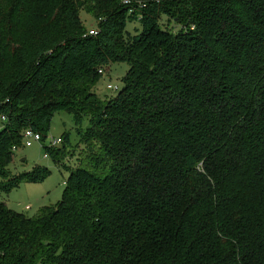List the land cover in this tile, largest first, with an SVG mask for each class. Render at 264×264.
<instances>
[{
    "label": "trees",
    "instance_id": "trees-1",
    "mask_svg": "<svg viewBox=\"0 0 264 264\" xmlns=\"http://www.w3.org/2000/svg\"><path fill=\"white\" fill-rule=\"evenodd\" d=\"M128 1L0 0V191L50 175L10 177L25 129L88 124L55 205L0 202V264H264V0Z\"/></svg>",
    "mask_w": 264,
    "mask_h": 264
},
{
    "label": "rangeland",
    "instance_id": "rangeland-1",
    "mask_svg": "<svg viewBox=\"0 0 264 264\" xmlns=\"http://www.w3.org/2000/svg\"><path fill=\"white\" fill-rule=\"evenodd\" d=\"M81 17L87 19L88 24L91 25L90 17H87L84 12H81ZM90 21V22H89ZM140 30V24L137 21L132 20L127 23L126 31L131 36L136 35ZM128 65L125 62H111L108 69H104L103 75L95 85L94 90L100 94L102 98H108L110 95L116 94L113 90L107 91V85L111 84L117 88H121L123 84V76ZM87 119H82L79 126L75 125L74 119L67 112L56 113L50 121L49 133L45 140V145H48L49 138H63L65 141L61 143L59 147L61 149L65 145L68 148V152L65 154L67 161L70 160L69 166L75 167L79 164L82 157L77 160L76 154L74 158H71L69 152H73L80 143V127L84 129L87 126ZM16 151V161L9 166L10 177H14L21 171H28L35 165L46 168L50 171V175L40 182L35 183H21L17 189L10 192L0 191V202L6 203L10 209L26 215H33L44 207H51L55 205L62 196L66 186L64 183L67 180L69 171L59 167L55 164L51 157H44L45 149L39 143H34L31 147H20ZM66 148V147H65ZM78 150V151H77ZM75 152H79V148ZM21 158H26V161L20 162ZM29 207V209H27Z\"/></svg>",
    "mask_w": 264,
    "mask_h": 264
},
{
    "label": "built area",
    "instance_id": "built-area-1",
    "mask_svg": "<svg viewBox=\"0 0 264 264\" xmlns=\"http://www.w3.org/2000/svg\"><path fill=\"white\" fill-rule=\"evenodd\" d=\"M125 3H129L130 1L128 0H124ZM144 5V4H143ZM88 33L90 35L92 34H96L97 33V29L96 28H92L88 31ZM98 72L103 75V72H104V69H99ZM117 87L116 86H112L111 84L107 85V91H114L116 92L117 91ZM1 119H5L4 116L1 117ZM21 145L20 147H31L34 143H39L42 147H47V148H54V147H59V145L61 143H63V140L61 138H53V137H50L49 138V142H48V145H45L43 143V141L41 140V135L39 132H36V131H33L32 129L30 128H27L23 131L22 133V139H21ZM19 147L18 146H12L11 148V151L12 153L14 154V157H15V154H16V151ZM44 157L48 158L49 156L45 153L43 155ZM14 160L16 161V157L14 158ZM27 209H29V207H27Z\"/></svg>",
    "mask_w": 264,
    "mask_h": 264
},
{
    "label": "water",
    "instance_id": "water-1",
    "mask_svg": "<svg viewBox=\"0 0 264 264\" xmlns=\"http://www.w3.org/2000/svg\"><path fill=\"white\" fill-rule=\"evenodd\" d=\"M26 160V158H22V161L24 162Z\"/></svg>",
    "mask_w": 264,
    "mask_h": 264
},
{
    "label": "crops",
    "instance_id": "crops-1",
    "mask_svg": "<svg viewBox=\"0 0 264 264\" xmlns=\"http://www.w3.org/2000/svg\"><path fill=\"white\" fill-rule=\"evenodd\" d=\"M25 161H26V160H25ZM20 162H23V161H22V158L20 159Z\"/></svg>",
    "mask_w": 264,
    "mask_h": 264
}]
</instances>
